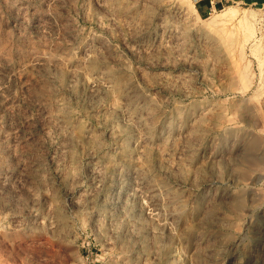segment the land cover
<instances>
[{"label":"rangeland","instance_id":"1","mask_svg":"<svg viewBox=\"0 0 264 264\" xmlns=\"http://www.w3.org/2000/svg\"><path fill=\"white\" fill-rule=\"evenodd\" d=\"M259 39L264 0H0V264H264Z\"/></svg>","mask_w":264,"mask_h":264},{"label":"crops","instance_id":"2","mask_svg":"<svg viewBox=\"0 0 264 264\" xmlns=\"http://www.w3.org/2000/svg\"><path fill=\"white\" fill-rule=\"evenodd\" d=\"M242 0H195V10L200 18H207L219 8Z\"/></svg>","mask_w":264,"mask_h":264},{"label":"bare ground","instance_id":"3","mask_svg":"<svg viewBox=\"0 0 264 264\" xmlns=\"http://www.w3.org/2000/svg\"><path fill=\"white\" fill-rule=\"evenodd\" d=\"M237 17V14L235 13H230V12H226L224 13L218 20H215L214 23H218V22H225V21H229V20H233ZM246 20V19H245ZM256 38V37H255ZM256 40V39H255ZM258 44H257V47L254 50H252V53L257 57V63H258V67L261 71V76L264 75V47L262 50H260V44L263 45L264 43H262V41L259 39V41L257 40ZM254 46V45H253ZM252 46V47H253ZM257 49L259 51H257ZM245 54V53H244ZM243 57V56H242ZM49 245V243H48ZM16 251V250H15ZM12 257V256H10ZM17 257V256H16ZM19 260V259H18ZM21 261V260H20ZM23 264V263H22Z\"/></svg>","mask_w":264,"mask_h":264}]
</instances>
